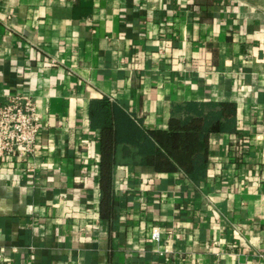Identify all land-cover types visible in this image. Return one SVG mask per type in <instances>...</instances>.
I'll return each mask as SVG.
<instances>
[{
    "label": "crops",
    "instance_id": "obj_1",
    "mask_svg": "<svg viewBox=\"0 0 264 264\" xmlns=\"http://www.w3.org/2000/svg\"><path fill=\"white\" fill-rule=\"evenodd\" d=\"M13 93L39 129L0 158V264H264V0H0ZM192 117L197 180L152 136Z\"/></svg>",
    "mask_w": 264,
    "mask_h": 264
},
{
    "label": "trees",
    "instance_id": "obj_2",
    "mask_svg": "<svg viewBox=\"0 0 264 264\" xmlns=\"http://www.w3.org/2000/svg\"><path fill=\"white\" fill-rule=\"evenodd\" d=\"M204 128L205 124L201 117H192L186 120L174 118L170 121L168 129L152 132V136L159 146L174 158L180 168L194 180L204 174L207 165V150L205 140L202 139ZM114 140L115 136L111 132L103 140L101 188L103 198L106 200L110 198Z\"/></svg>",
    "mask_w": 264,
    "mask_h": 264
},
{
    "label": "built area",
    "instance_id": "obj_3",
    "mask_svg": "<svg viewBox=\"0 0 264 264\" xmlns=\"http://www.w3.org/2000/svg\"><path fill=\"white\" fill-rule=\"evenodd\" d=\"M35 101L30 95L13 93L7 101L0 103V158L29 159L36 150L38 133ZM150 236L159 239V231L152 228Z\"/></svg>",
    "mask_w": 264,
    "mask_h": 264
}]
</instances>
